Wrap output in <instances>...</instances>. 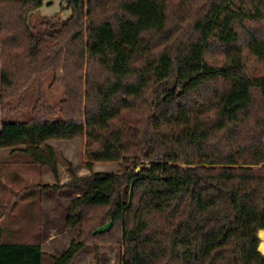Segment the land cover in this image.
<instances>
[{
	"label": "trees",
	"instance_id": "obj_1",
	"mask_svg": "<svg viewBox=\"0 0 264 264\" xmlns=\"http://www.w3.org/2000/svg\"><path fill=\"white\" fill-rule=\"evenodd\" d=\"M44 3L0 0V103L30 111L3 124L0 149L53 168L47 144L84 136L89 167H122L74 178L68 223L86 233L53 264L93 232L121 264H264V74L250 70L264 67V0H68L67 20L31 24ZM46 75L61 76L57 103ZM6 223L0 264H43Z\"/></svg>",
	"mask_w": 264,
	"mask_h": 264
},
{
	"label": "rangeland",
	"instance_id": "obj_2",
	"mask_svg": "<svg viewBox=\"0 0 264 264\" xmlns=\"http://www.w3.org/2000/svg\"><path fill=\"white\" fill-rule=\"evenodd\" d=\"M67 2L45 0L43 7L32 16L31 24L42 19L56 23L67 20L71 16V11L66 8ZM218 58V55H211L212 61ZM1 65L0 45V74ZM250 70L254 74H264L263 65L252 61ZM60 77L54 79L52 75H46L42 79L41 90L53 104L60 101L64 91ZM34 90L32 86L27 96ZM6 108L0 103V132L5 122L25 121L30 117L27 108L15 113H9ZM85 141V137L80 136L49 142L47 145L53 156V168L34 164L30 158L20 153L13 154L10 149H0V218L3 217L7 226L15 229L16 241L42 245L45 254L43 264H53L54 258L68 250L73 241H80L83 233H86L83 226L73 227L68 223V208L82 191V188L75 187L74 178L117 173L122 168L116 163H97L89 167L84 157ZM102 215L96 210L89 219L98 223ZM90 241L93 242L86 244L71 264H121L122 248L112 239L93 232Z\"/></svg>",
	"mask_w": 264,
	"mask_h": 264
},
{
	"label": "bare ground",
	"instance_id": "obj_3",
	"mask_svg": "<svg viewBox=\"0 0 264 264\" xmlns=\"http://www.w3.org/2000/svg\"><path fill=\"white\" fill-rule=\"evenodd\" d=\"M259 251L264 254V231H262L260 235Z\"/></svg>",
	"mask_w": 264,
	"mask_h": 264
},
{
	"label": "crops",
	"instance_id": "obj_4",
	"mask_svg": "<svg viewBox=\"0 0 264 264\" xmlns=\"http://www.w3.org/2000/svg\"><path fill=\"white\" fill-rule=\"evenodd\" d=\"M31 218V217H30ZM0 223L1 224H5L6 222H5V219L3 218V217H1L0 218ZM15 230V229H14ZM16 237H17V235H16V232H14V236H13V242H18V241H16ZM19 243H28V242H19Z\"/></svg>",
	"mask_w": 264,
	"mask_h": 264
},
{
	"label": "water",
	"instance_id": "obj_5",
	"mask_svg": "<svg viewBox=\"0 0 264 264\" xmlns=\"http://www.w3.org/2000/svg\"><path fill=\"white\" fill-rule=\"evenodd\" d=\"M262 231H264V230H261V231L259 232V239H260V235H261V232H262Z\"/></svg>",
	"mask_w": 264,
	"mask_h": 264
}]
</instances>
